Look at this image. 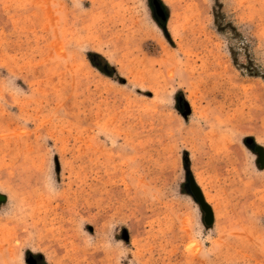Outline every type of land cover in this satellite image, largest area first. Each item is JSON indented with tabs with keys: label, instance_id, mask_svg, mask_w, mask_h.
Returning a JSON list of instances; mask_svg holds the SVG:
<instances>
[{
	"label": "rangeland",
	"instance_id": "374dc122",
	"mask_svg": "<svg viewBox=\"0 0 264 264\" xmlns=\"http://www.w3.org/2000/svg\"><path fill=\"white\" fill-rule=\"evenodd\" d=\"M255 147L264 0H0V264H264Z\"/></svg>",
	"mask_w": 264,
	"mask_h": 264
},
{
	"label": "water",
	"instance_id": "95a60500",
	"mask_svg": "<svg viewBox=\"0 0 264 264\" xmlns=\"http://www.w3.org/2000/svg\"><path fill=\"white\" fill-rule=\"evenodd\" d=\"M246 143L250 144L251 141L250 140H246ZM254 151H255V153L258 156L257 163H259L261 166H264V155H263L262 148L261 147H255ZM189 190L191 192L192 197L198 203L200 209L203 211V213L205 215L204 216L205 224L206 225L211 224L212 220H213L212 212H211V209L209 208V206L207 205V203L204 201L200 190L192 182H190V184H189ZM4 201H5V197L0 194V203L4 202ZM29 263L30 262L27 261V264H29Z\"/></svg>",
	"mask_w": 264,
	"mask_h": 264
},
{
	"label": "trees",
	"instance_id": "16d2710c",
	"mask_svg": "<svg viewBox=\"0 0 264 264\" xmlns=\"http://www.w3.org/2000/svg\"><path fill=\"white\" fill-rule=\"evenodd\" d=\"M93 66H95V65L93 64ZM95 67H97V66H95Z\"/></svg>",
	"mask_w": 264,
	"mask_h": 264
}]
</instances>
